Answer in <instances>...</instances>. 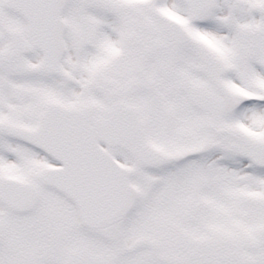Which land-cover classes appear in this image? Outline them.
Segmentation results:
<instances>
[{
  "label": "snow or ice",
  "instance_id": "snow-or-ice-1",
  "mask_svg": "<svg viewBox=\"0 0 264 264\" xmlns=\"http://www.w3.org/2000/svg\"><path fill=\"white\" fill-rule=\"evenodd\" d=\"M0 264H264V0H0Z\"/></svg>",
  "mask_w": 264,
  "mask_h": 264
}]
</instances>
